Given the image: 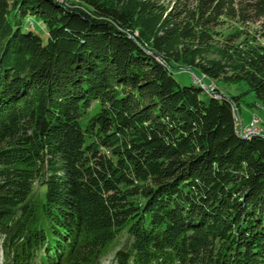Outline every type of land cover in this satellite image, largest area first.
<instances>
[{
    "label": "trees",
    "instance_id": "1",
    "mask_svg": "<svg viewBox=\"0 0 264 264\" xmlns=\"http://www.w3.org/2000/svg\"><path fill=\"white\" fill-rule=\"evenodd\" d=\"M262 18L264 0H0L2 264H99L121 237L113 264H264V134L236 129L238 95L174 75L243 82L264 112V43L202 57L221 22Z\"/></svg>",
    "mask_w": 264,
    "mask_h": 264
},
{
    "label": "rangeland",
    "instance_id": "2",
    "mask_svg": "<svg viewBox=\"0 0 264 264\" xmlns=\"http://www.w3.org/2000/svg\"><path fill=\"white\" fill-rule=\"evenodd\" d=\"M58 1V0H57ZM170 1V0H168ZM60 2V1H58ZM63 3H66L65 0H63ZM27 25L30 27H34V31L41 36L43 41L46 39V31L42 23L36 22L33 19H27ZM238 31H244L248 33L249 35H253V37L256 39V41L260 43H264V18L255 21L253 23H245L243 25L239 24L235 20H229L226 19L224 22H221L216 28H215V33L213 34L214 41L211 42L210 45L206 47V49H203L204 52L202 53V57L206 59H219L222 57V48L225 46L224 43V38L228 34H235ZM238 35V34H237ZM236 36V35H235ZM232 38H234L231 35ZM237 37V36H236ZM243 36H241L242 38ZM240 38V39H241ZM238 41V40H236ZM227 43V42H226ZM182 44L186 45V42H180L176 41L175 42V48L181 47ZM192 44V43H191ZM188 45V44H187ZM201 58V57H200ZM197 60V59H196ZM187 70V71H186ZM184 70H176L175 71V77L181 81H184L187 84L192 83V77L195 76L193 75L192 72H189L188 69ZM200 77H202L200 75ZM205 77V81H206ZM207 82V81H206ZM208 84H211L212 87L216 86L218 89L230 94V95H238V103H239V108H235L234 106V111L236 109V113L238 114L242 124L245 126L250 123L252 120L253 125L255 127H262V120L264 117V112L262 110V106L254 96L252 91L248 90V87L245 83L240 82V83H231L228 81H225L223 79H218V80H211L207 82ZM260 118L261 121H253L254 118ZM260 129V128H259ZM255 134V133H252ZM251 135V134H249ZM122 243V237L113 241L110 246L108 247V252L102 257L101 261L99 264H113V252L120 246ZM0 264H2V253H1V248H0Z\"/></svg>",
    "mask_w": 264,
    "mask_h": 264
},
{
    "label": "built area",
    "instance_id": "3",
    "mask_svg": "<svg viewBox=\"0 0 264 264\" xmlns=\"http://www.w3.org/2000/svg\"><path fill=\"white\" fill-rule=\"evenodd\" d=\"M194 75V74H193ZM193 78H197L199 80H201L200 76H194ZM202 81V80H201ZM204 82V81H203ZM240 126V132L245 135L248 133H260V134H264V131L259 129L258 127H255L253 125L252 120L250 121L249 124H247L246 126L244 124H238Z\"/></svg>",
    "mask_w": 264,
    "mask_h": 264
},
{
    "label": "bare ground",
    "instance_id": "4",
    "mask_svg": "<svg viewBox=\"0 0 264 264\" xmlns=\"http://www.w3.org/2000/svg\"><path fill=\"white\" fill-rule=\"evenodd\" d=\"M58 1H60V2H63V0H58ZM66 1V0H65ZM202 76V75H201ZM201 78V80L203 79V76L202 77H200ZM200 84H201V86L202 87H205V88H207V89H209V90H211L212 89V85H206L204 82H203V80L201 81V80H199V79H197V78H195ZM235 111H236V109H235ZM234 111V116H235V127H236V129H238L239 131H240V126L238 125V124H242V122H241V120H240V118H239V116H238V114L236 113ZM253 121H255V122H257V121H259L260 122V118L258 117L257 119H255L254 118V120ZM261 130H263V128H261V127H259ZM264 131V130H263ZM249 134H252V133H248V134H245V135H249ZM255 134H257V133H255ZM263 135V134H262Z\"/></svg>",
    "mask_w": 264,
    "mask_h": 264
}]
</instances>
